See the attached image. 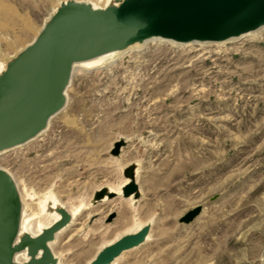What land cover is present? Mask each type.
I'll return each instance as SVG.
<instances>
[{
	"label": "rangeland",
	"instance_id": "rangeland-1",
	"mask_svg": "<svg viewBox=\"0 0 264 264\" xmlns=\"http://www.w3.org/2000/svg\"><path fill=\"white\" fill-rule=\"evenodd\" d=\"M57 1L0 0L2 34L18 38L1 41L6 56L34 38ZM250 37L194 50L151 42L79 68L66 112L0 155L29 211L51 194L71 208L90 202L54 245L65 264H87L151 216L152 239L117 264H264V30ZM132 164L139 198L93 203L98 189L123 185Z\"/></svg>",
	"mask_w": 264,
	"mask_h": 264
},
{
	"label": "water",
	"instance_id": "water-1",
	"mask_svg": "<svg viewBox=\"0 0 264 264\" xmlns=\"http://www.w3.org/2000/svg\"><path fill=\"white\" fill-rule=\"evenodd\" d=\"M60 1L37 36L0 71V153L36 138L66 106L77 63L121 53L153 38L219 43L264 26V0H108L105 6ZM124 174L121 194L102 187L93 203L119 195L139 198L135 165L127 166ZM45 211L57 212L59 218L37 234L24 229L17 181L0 166V264H59L51 244L71 223L72 214L59 202H50ZM200 211V206L190 210L181 221L190 222ZM153 223L105 244L88 264H112L139 247Z\"/></svg>",
	"mask_w": 264,
	"mask_h": 264
},
{
	"label": "bare ground",
	"instance_id": "bare-ground-1",
	"mask_svg": "<svg viewBox=\"0 0 264 264\" xmlns=\"http://www.w3.org/2000/svg\"><path fill=\"white\" fill-rule=\"evenodd\" d=\"M84 1H88V2H91L92 4H94L95 6H105V4L108 2V0H84ZM60 0H58L54 6L52 7L51 9V12L49 13V15L45 18V20L50 16V14L53 13V11H55V9L57 8V6L60 4ZM11 9L8 5V8L6 7L5 10H9ZM7 14V13H6ZM45 20L43 21L42 25L40 26V28L37 30V33L35 34L34 38L37 36V34L39 33V31L41 30V28L43 27V24L45 22ZM8 22V20H7ZM7 22H6V15L5 13L2 14V12H0V71L3 70L6 66V62L9 58H11L13 55H15L17 52H19V50H21L22 48H24L26 45L24 46H19L17 48V50L11 54V55H8L6 56V52L5 50H2L1 49V41H4V42H7V46H12L13 45H17L18 42L16 41V39L18 38H11L9 37V32L7 33H3L2 34V31L5 30V28L9 25H7ZM10 22V21H9ZM26 22H29V21H26ZM24 22V23H26ZM25 25V24H24ZM27 25V24H26ZM30 26V25H29ZM27 27V26H26ZM12 28V27H11ZM30 28V27H28ZM33 29V28H32ZM264 30V26L261 27L260 29L258 30H255V31H252L250 33H247L239 38H232V39H229L227 41H224V42H219V43H204V42H191V43H186V44H182V43H177L175 41H172V40H166V39H162V38H153L151 40H148L146 41L145 43H142V44H135L131 47H129L127 50L121 52V53H116V54H113V53H110V54H107V55H103V56H100V57H96V58H93V59H90V60H87V61H83V62H80V63H77L75 64L74 66V71H73V74L75 73V71L77 69H83V70H89V69H92V68H101L103 66H106L108 64H112L114 62H116L118 60L119 57L125 55V54H133L132 51H137V50H140L144 47L147 46V44L153 42V43H170L172 45H177V46H182V47H188V48H191V50H194L193 48H196L195 46H204V45H209V44H225L227 42H233V41H237V40H240V39H243V38H247V39H250L251 37L250 36H258L260 35V32ZM250 37V38H248ZM246 40V39H245ZM17 42V43H16ZM22 44V43H21ZM20 45V44H19ZM128 55V56H129ZM122 59V58H121ZM71 84L69 85L68 89H67V104L66 106L58 113L60 114L61 112H63L64 110L67 109V106H68V103H69V88H70ZM66 111H64L65 113ZM57 114V115H58ZM56 115V116H57ZM54 118V117H53ZM52 118V119H53ZM51 119V121H52ZM51 121L49 122V125L48 127L41 133H45L50 125H51ZM67 123L69 124H73L75 123L74 121V118L73 120L72 119H67L66 120ZM40 134V135H41ZM40 135H38L36 138H38ZM36 138H34L33 140H35ZM31 140V141H33ZM31 141H29L28 143L26 144H23L21 146H18V147H15L13 149H10V150H6V151H3L0 153V155L2 156V154L8 152V151H11V150H15L17 148H21L22 146H27V144H29ZM1 166V165H0ZM3 167V166H1ZM4 168V167H3ZM6 169V168H5ZM8 170V169H7ZM9 171V170H8ZM10 172V171H9ZM12 174V173H11ZM13 175V174H12ZM14 176V175H13ZM15 177V176H14ZM16 179V178H15ZM17 181V179H16ZM127 182V181H126ZM125 182V183H126ZM124 183V184H125ZM17 184H18V187H19V190H20V193H21V198H22V201H23V218H22V227L26 230H29L30 232L34 233V234H37L41 231L42 228L46 227V226H49L51 223H53L55 220H57L59 218V214L57 212H48V211H45L46 209V206L50 203V202H53L54 204H56L57 202L63 204L64 206L67 207V209L70 211V213L72 214V221L69 225H67V227H65L63 230H61L58 234H57V238L56 240L51 244L52 248H53V251L55 253V255L58 257V260H59V264H65L63 262V259L62 257L55 251V248H54V245L56 243L57 240H59V237L61 235L62 232H64L65 230L69 229L73 224H75L76 222V219L78 217V215L85 209V208H88L89 207V204L90 202L89 201H85L83 203H79V204H75L74 207H68L67 205H65L63 202H61L59 200V198L57 197V195L55 194H51V195H47L45 196L44 198L41 199L39 205L37 208H35L34 210L31 209L29 211V205L30 203L27 201V198L25 196V193L24 191L22 190L19 182L17 181ZM123 184V185H124ZM119 186L118 188H116L115 190L121 194V188L122 186ZM142 186H139V189L140 191H142L141 189ZM112 190H114V188H111ZM50 197L52 198V200H50ZM119 197H123L122 195H119ZM124 199L128 200V201H134V197L133 196H130V197H123ZM107 199V198H106ZM104 199V200H106ZM94 215V214H93ZM91 218V217H90ZM148 221H155L154 220V217L151 216L150 218H148L146 221H143V222H140V224L135 228V229H131L130 231H127V232H133V231H136L138 230L141 226H143L145 223H147ZM127 232H122L120 233L119 235H117L114 239L108 241L107 243H104L103 245H101L99 247V249L104 246L105 244H109L111 242H113L114 240H116L118 237H120L122 234L124 233H127ZM152 239V230L151 232L149 233V236H148V239L147 241L151 240ZM99 249L97 250V252L99 251ZM130 251V250H129ZM97 252L95 253V255L97 254ZM128 252V251H126ZM126 252H124L123 254H125ZM123 254L121 256H119L112 264H117L119 259L123 256ZM94 255V256H95ZM93 256V257H94ZM92 257V258H93ZM19 259H22L23 257L22 256H18ZM91 258V259H92ZM90 259V260H91ZM89 260V261H90ZM88 261V263H89ZM87 263V264H88Z\"/></svg>",
	"mask_w": 264,
	"mask_h": 264
}]
</instances>
